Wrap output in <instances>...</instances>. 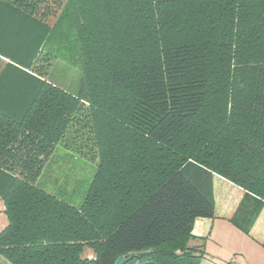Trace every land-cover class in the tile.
Here are the masks:
<instances>
[{"label": "trees", "instance_id": "16d2710c", "mask_svg": "<svg viewBox=\"0 0 264 264\" xmlns=\"http://www.w3.org/2000/svg\"><path fill=\"white\" fill-rule=\"evenodd\" d=\"M73 56L71 92L48 76ZM0 59L9 264H200L193 228L215 216L216 174L246 191L232 222L250 234L264 207V0H0ZM81 127L97 166L77 207L37 181Z\"/></svg>", "mask_w": 264, "mask_h": 264}, {"label": "rangeland", "instance_id": "374dc122", "mask_svg": "<svg viewBox=\"0 0 264 264\" xmlns=\"http://www.w3.org/2000/svg\"><path fill=\"white\" fill-rule=\"evenodd\" d=\"M59 12L57 11L56 15L49 18L51 24L54 23ZM71 60L72 62L69 59L62 60L60 57L53 59L49 67L48 79L74 92L79 86L80 70L74 56ZM2 61L4 60L0 61V70ZM79 127L74 126L73 129L78 130ZM88 137L89 133L83 127L79 131H71L66 144L64 142L57 145L50 163L44 167L37 181L40 188L77 207L86 197L97 166L96 152L90 149V145L86 146L87 143L90 144ZM75 144L79 147L78 149ZM3 206V201L0 199V230L4 229L8 223ZM228 253L230 255L231 251ZM0 264H9V262L0 255Z\"/></svg>", "mask_w": 264, "mask_h": 264}, {"label": "crops", "instance_id": "0c3cea01", "mask_svg": "<svg viewBox=\"0 0 264 264\" xmlns=\"http://www.w3.org/2000/svg\"><path fill=\"white\" fill-rule=\"evenodd\" d=\"M214 190L215 216L197 218L193 228L195 236L205 238L207 257L200 264H264V207L247 235L232 222L246 191L217 174Z\"/></svg>", "mask_w": 264, "mask_h": 264}, {"label": "water", "instance_id": "95a60500", "mask_svg": "<svg viewBox=\"0 0 264 264\" xmlns=\"http://www.w3.org/2000/svg\"><path fill=\"white\" fill-rule=\"evenodd\" d=\"M124 261H125V257H124V256H120V257L117 259V261H116L115 264H124Z\"/></svg>", "mask_w": 264, "mask_h": 264}]
</instances>
